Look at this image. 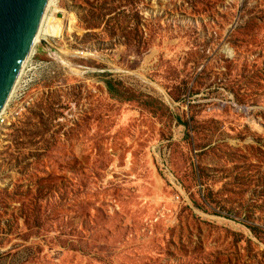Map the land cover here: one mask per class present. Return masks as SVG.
Returning a JSON list of instances; mask_svg holds the SVG:
<instances>
[{"label": "rangeland", "instance_id": "obj_1", "mask_svg": "<svg viewBox=\"0 0 264 264\" xmlns=\"http://www.w3.org/2000/svg\"><path fill=\"white\" fill-rule=\"evenodd\" d=\"M0 117V264H264V0H53Z\"/></svg>", "mask_w": 264, "mask_h": 264}, {"label": "water", "instance_id": "obj_2", "mask_svg": "<svg viewBox=\"0 0 264 264\" xmlns=\"http://www.w3.org/2000/svg\"><path fill=\"white\" fill-rule=\"evenodd\" d=\"M51 0H0V117H3ZM40 43L47 47L44 40Z\"/></svg>", "mask_w": 264, "mask_h": 264}, {"label": "bare ground", "instance_id": "obj_3", "mask_svg": "<svg viewBox=\"0 0 264 264\" xmlns=\"http://www.w3.org/2000/svg\"><path fill=\"white\" fill-rule=\"evenodd\" d=\"M53 4V0H51V2H50V4H49V6L50 5H52ZM48 6V7H49ZM46 14V13H45ZM44 17V16H43ZM44 20V18H42V20H41V24H42V21ZM39 26H41L40 24H39ZM39 29H40V27H38V29H37V31H36V34H35V37H34V40H33V43H32V48H31V51H30V55H29V57L31 56V54H32V50H33V46L38 42V41H40L41 40V36L39 35Z\"/></svg>", "mask_w": 264, "mask_h": 264}]
</instances>
